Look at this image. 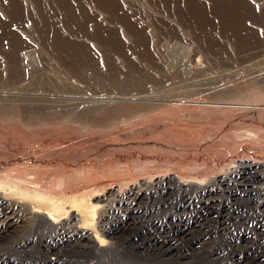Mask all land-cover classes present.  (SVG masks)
<instances>
[{
	"label": "rangeland",
	"instance_id": "1",
	"mask_svg": "<svg viewBox=\"0 0 264 264\" xmlns=\"http://www.w3.org/2000/svg\"><path fill=\"white\" fill-rule=\"evenodd\" d=\"M7 91L39 99L25 109L27 124L10 117L20 105L0 106L3 182L88 202L147 181L195 184L188 194L158 187L130 214L128 200L120 206L124 230L100 235L125 259L63 247L48 257L54 264H190L181 258L200 248L217 254L213 264L264 260L256 189L264 180L241 169L219 186L233 165H264V0H0V93ZM68 93L146 100L81 112L37 105ZM213 179L212 194L195 190ZM254 209L261 218L243 217ZM34 229L26 232L35 243L63 239ZM19 241L0 240V264L50 263L35 244L12 250ZM151 252L165 261L145 260Z\"/></svg>",
	"mask_w": 264,
	"mask_h": 264
},
{
	"label": "bare ground",
	"instance_id": "2",
	"mask_svg": "<svg viewBox=\"0 0 264 264\" xmlns=\"http://www.w3.org/2000/svg\"><path fill=\"white\" fill-rule=\"evenodd\" d=\"M96 95L90 97H85L82 95L81 96L74 95L72 97H69V93H68V95H60V97H56V96L46 97L43 99V101L47 103L41 104V102H38L37 105L39 107L42 106L40 107L41 109L43 108L46 109L45 106L48 105L47 109L61 108L62 109L61 111L63 112L65 110L67 111L74 110L73 112H81L82 110H86L87 108L95 109L96 111L101 108H108L109 105L113 107L114 106L117 107L118 105H125L126 103L133 100L134 101L146 100V97L140 94L133 96L128 94H118V93L117 94L110 93L102 96L101 95L96 96ZM33 99L37 100L39 98H37L34 95L32 97H28L18 91L16 92L7 91L4 93H0V106L7 107L8 109L9 106L12 105L14 109V107L20 105L21 107L17 109V111L11 112L10 115L11 119H17L26 124L32 123L33 120L29 118L28 116L29 114L26 115L25 109L29 106L31 108L30 100ZM40 119L42 120V117H40ZM244 165L246 167H244ZM241 169L253 171V173H255L254 175L257 174L258 176H261V178L264 180V165L247 163V164H242V167H240V165L238 166L233 165L231 166L230 169H227L224 172V175L221 176L220 178L219 186H223V185L229 186V184L232 183V180L237 176L236 172L243 171ZM168 180H161L156 185L155 184L153 185L150 181H147V182H143L138 187L132 189H126L124 191L119 189L118 191H113L109 193L107 196H103L101 199L97 198L96 200H93V202L90 201L88 202L86 200V197L84 198V196L81 197L80 195H72L71 197L68 196L54 197L52 195L37 190H31V189L21 190L19 189L20 187L18 188L14 184H11L9 182H3L0 180V240L6 241V240H12L14 238L18 240L22 239L23 242L19 241L20 243L18 244V246H15L16 247V248L14 247L15 249L12 248V250H15L16 252H18L17 250L22 249L21 251H19L20 253L18 254H23L22 251L24 250L25 245L27 243L33 245L34 248L35 246L38 247L39 250L41 249L46 254V257L44 258L43 262L45 263L46 261H49L50 263L48 264H54L53 258L49 259L48 257L56 256L57 253L60 252L59 250L63 249V247L68 249L65 250L66 252H72V253L74 252L80 255L81 253L84 254L83 253L84 251L82 252V250H85L87 252L86 254L92 255L96 259L106 257V259L114 260L117 262V260L120 259V256H124L123 254L125 253L124 252L125 250L123 251L122 248L115 249V247H112L111 244H109L108 242L105 241V239L102 238L100 233H102L106 237H111L114 234L116 233L119 234V232L124 230L120 228L119 225L123 226L124 223L127 222L126 221L127 216L125 211L120 206L124 204L126 200H128L126 206L127 207L129 206L127 209H129L128 212L130 214L136 211V209L141 204L142 199L149 197V195L155 194V191H157L158 187L159 188L164 187L165 189V187L171 185L169 186L170 189L175 190L177 192L182 191L188 194L189 192H191L190 188H194L192 187V185L193 186L195 185L193 184L192 181L190 182L178 181L172 177L169 178ZM214 180L215 179L211 180V182L208 181L207 183L201 182L199 187L195 190L199 191V193L202 195H205L204 193L206 192L212 194L213 192H215L214 186L216 184L214 185ZM256 189L259 194H261L260 192H262L264 199V185L262 187L261 186L257 187ZM193 192L195 193V191ZM115 197H118L119 199H115ZM215 202L216 201L202 202L201 204H198L200 208L199 213L205 214V212L210 211L207 209H210L212 206H214L213 204ZM245 214L248 217H246ZM242 215H244L243 217L246 218H249L251 216L255 217V219L261 218L259 211H257L256 209L249 212L245 211V213H243ZM112 218H114L113 220H115V223L116 222L118 223V225L116 226L119 227L116 228V226L113 227L111 225L113 224L111 220ZM30 227L32 229L34 228H36L37 230L40 229L38 230L40 231L38 235L39 238H43L46 235L49 236L51 234L56 235L57 231H61L62 233H60V235L62 236L63 239L61 242L57 243L58 245L52 243L45 244L43 242L35 243L32 237L28 236L29 234L27 235L28 232H26ZM95 228H97V230ZM202 237L203 238L205 237L206 239L211 238V236L208 237L206 233L205 236ZM212 237L214 236L212 235ZM211 240L212 239H210L209 241ZM207 241L208 240H203L202 243L198 245L201 244L203 245ZM33 247L28 248L26 251H24L25 252L24 254L26 253L30 254L31 253L30 250H32ZM205 250L201 248L198 250L195 249V251H193L192 253H197L196 257L193 256V254L191 253L192 256H190V258L184 257L181 259H185L187 263L190 260V264H213L214 262L219 261L220 258L211 257L217 255V254L216 255L212 254L213 249L211 250L212 252H210V250L209 251L208 250L205 251ZM152 253L153 252H151V254L149 253L150 255H152V257L146 255L144 259L145 260L156 259L159 262L165 261L163 258L164 255L155 257L153 256L154 253L153 254ZM125 258L126 257L124 256V259ZM179 258L180 257H178V259ZM251 259L253 264H264L263 258L261 259L258 258L257 256L254 257L252 256Z\"/></svg>",
	"mask_w": 264,
	"mask_h": 264
}]
</instances>
